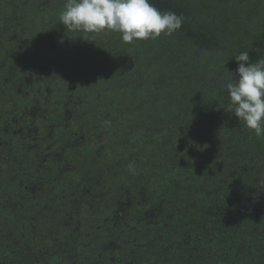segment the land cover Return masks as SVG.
Listing matches in <instances>:
<instances>
[{
	"label": "trees",
	"instance_id": "trees-1",
	"mask_svg": "<svg viewBox=\"0 0 264 264\" xmlns=\"http://www.w3.org/2000/svg\"><path fill=\"white\" fill-rule=\"evenodd\" d=\"M66 3L0 0V264H264V135L222 85L264 0H150L183 25L132 43Z\"/></svg>",
	"mask_w": 264,
	"mask_h": 264
},
{
	"label": "clouds",
	"instance_id": "clouds-1",
	"mask_svg": "<svg viewBox=\"0 0 264 264\" xmlns=\"http://www.w3.org/2000/svg\"><path fill=\"white\" fill-rule=\"evenodd\" d=\"M60 21L73 31L119 32L124 42L132 43L170 35L181 29L184 17L161 12L150 0H67ZM235 60V73L222 81L229 96L228 111L257 136L264 135V58L252 62L249 53L243 51Z\"/></svg>",
	"mask_w": 264,
	"mask_h": 264
},
{
	"label": "flooded vegetation",
	"instance_id": "flooded-vegetation-1",
	"mask_svg": "<svg viewBox=\"0 0 264 264\" xmlns=\"http://www.w3.org/2000/svg\"><path fill=\"white\" fill-rule=\"evenodd\" d=\"M11 60H12V57L3 58V61H11ZM1 66L4 67L3 64H1ZM4 80H6V82H8V83L10 82L9 79L6 77L4 78Z\"/></svg>",
	"mask_w": 264,
	"mask_h": 264
}]
</instances>
